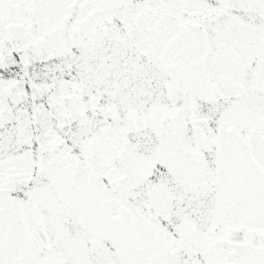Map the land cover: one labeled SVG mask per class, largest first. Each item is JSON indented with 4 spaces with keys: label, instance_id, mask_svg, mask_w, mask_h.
<instances>
[{
    "label": "snow or ice",
    "instance_id": "6c2138e0",
    "mask_svg": "<svg viewBox=\"0 0 264 264\" xmlns=\"http://www.w3.org/2000/svg\"><path fill=\"white\" fill-rule=\"evenodd\" d=\"M0 264H264V0H0Z\"/></svg>",
    "mask_w": 264,
    "mask_h": 264
}]
</instances>
